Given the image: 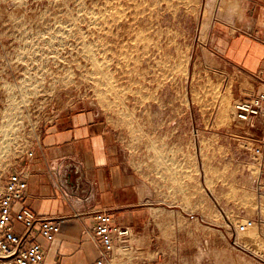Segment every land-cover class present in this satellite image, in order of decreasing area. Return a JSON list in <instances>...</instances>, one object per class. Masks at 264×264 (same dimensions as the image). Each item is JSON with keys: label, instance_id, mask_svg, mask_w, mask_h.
I'll list each match as a JSON object with an SVG mask.
<instances>
[{"label": "rangeland", "instance_id": "1", "mask_svg": "<svg viewBox=\"0 0 264 264\" xmlns=\"http://www.w3.org/2000/svg\"><path fill=\"white\" fill-rule=\"evenodd\" d=\"M260 4L0 0V187L58 119L103 114L153 167L130 263L264 264L263 130L234 118L251 85L223 58Z\"/></svg>", "mask_w": 264, "mask_h": 264}, {"label": "crops", "instance_id": "2", "mask_svg": "<svg viewBox=\"0 0 264 264\" xmlns=\"http://www.w3.org/2000/svg\"><path fill=\"white\" fill-rule=\"evenodd\" d=\"M258 1L260 8L251 15L253 23L248 24L250 38L232 35L223 51L224 63L243 78L238 89L243 90V83L251 85L250 94L245 95L262 89L254 78L258 73L264 80V45L259 42L264 34V0ZM126 141L108 116L66 115L41 133L33 158L25 157L19 163L18 167L28 168V189L23 200L14 203V212L25 208L38 217L63 219L53 242L37 237L46 251V264L94 263L99 257L91 233L96 211H109L116 224L132 227L131 245L136 232L141 227L145 231L148 213L145 207L137 208V194L141 197L138 187L153 184V167L138 164ZM14 226L18 233L23 231L21 223ZM129 258L121 255L119 263L152 264L149 260L130 263Z\"/></svg>", "mask_w": 264, "mask_h": 264}, {"label": "built area", "instance_id": "3", "mask_svg": "<svg viewBox=\"0 0 264 264\" xmlns=\"http://www.w3.org/2000/svg\"><path fill=\"white\" fill-rule=\"evenodd\" d=\"M259 42L264 45V34ZM260 80L262 89L259 92L235 100L234 118L263 130L256 156L259 164L257 183L261 190L264 189V80ZM33 156L34 151H31L26 158L30 160ZM27 179L28 168L19 167L8 176L0 190V264H46V251L37 237L53 242L61 231L63 219L38 217L25 208L14 212V203L25 197ZM15 222L22 224L21 233L16 231ZM91 233L99 248V257L92 264H120L122 251L131 247L132 227L116 224L109 211L100 210L93 214Z\"/></svg>", "mask_w": 264, "mask_h": 264}, {"label": "bare ground", "instance_id": "4", "mask_svg": "<svg viewBox=\"0 0 264 264\" xmlns=\"http://www.w3.org/2000/svg\"><path fill=\"white\" fill-rule=\"evenodd\" d=\"M224 104V103H223ZM227 104V103H226ZM223 106V105H222ZM224 107V106H223ZM224 109V108H223ZM231 112V111H230Z\"/></svg>", "mask_w": 264, "mask_h": 264}]
</instances>
